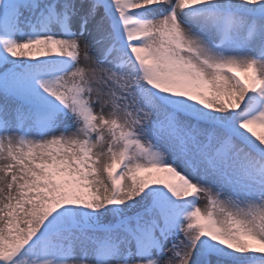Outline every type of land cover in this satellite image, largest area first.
<instances>
[{"label":"snow or ice","instance_id":"obj_1","mask_svg":"<svg viewBox=\"0 0 264 264\" xmlns=\"http://www.w3.org/2000/svg\"><path fill=\"white\" fill-rule=\"evenodd\" d=\"M258 128L264 0H0V264H264Z\"/></svg>","mask_w":264,"mask_h":264},{"label":"bare ground","instance_id":"obj_2","mask_svg":"<svg viewBox=\"0 0 264 264\" xmlns=\"http://www.w3.org/2000/svg\"><path fill=\"white\" fill-rule=\"evenodd\" d=\"M257 131H261V132H264V129H259V128H258V129H257Z\"/></svg>","mask_w":264,"mask_h":264},{"label":"rangeland","instance_id":"obj_3","mask_svg":"<svg viewBox=\"0 0 264 264\" xmlns=\"http://www.w3.org/2000/svg\"><path fill=\"white\" fill-rule=\"evenodd\" d=\"M238 75H240V74L238 73ZM241 78H243V77H241ZM203 203H204V201H201V207L203 206Z\"/></svg>","mask_w":264,"mask_h":264}]
</instances>
